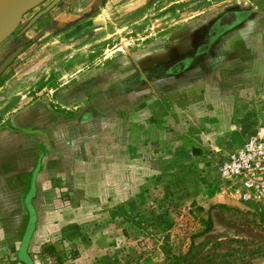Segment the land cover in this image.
I'll return each instance as SVG.
<instances>
[{
  "label": "rangeland",
  "instance_id": "obj_1",
  "mask_svg": "<svg viewBox=\"0 0 264 264\" xmlns=\"http://www.w3.org/2000/svg\"><path fill=\"white\" fill-rule=\"evenodd\" d=\"M48 2L0 42V62L20 47L0 72V140L24 133L30 165L13 169L41 181L0 193V264H21L25 231L5 225L22 217L32 264H53L39 242L61 264H264V209L216 174L264 123V0H60L20 32ZM228 10L241 22L208 44Z\"/></svg>",
  "mask_w": 264,
  "mask_h": 264
},
{
  "label": "built area",
  "instance_id": "obj_2",
  "mask_svg": "<svg viewBox=\"0 0 264 264\" xmlns=\"http://www.w3.org/2000/svg\"><path fill=\"white\" fill-rule=\"evenodd\" d=\"M220 184L237 200L264 209V123L216 162Z\"/></svg>",
  "mask_w": 264,
  "mask_h": 264
},
{
  "label": "crops",
  "instance_id": "obj_3",
  "mask_svg": "<svg viewBox=\"0 0 264 264\" xmlns=\"http://www.w3.org/2000/svg\"><path fill=\"white\" fill-rule=\"evenodd\" d=\"M18 133H20V132H18ZM20 134H21L20 136H19V134H17L18 135L17 139L20 140V143L17 142L19 144V146L16 145V147L13 148L14 150H11V148L9 146H3V143H4L3 140H0V176L3 178V175H5V174H7V172H9L8 176L13 177V179L15 181H17V182H11L12 184H15V186H12L10 188V185H9L10 182H9V183H7L5 190L4 189L0 190V193L2 195L5 194V197H3V199L7 198L6 196L9 193H13L14 191L22 192L27 188V186L30 187L31 186L30 181H32V183H33L34 193H37L39 191V189H41V187H40L41 181H39L38 177L37 178L33 177V179L28 178V175H29L28 171H24V170L18 171V169L14 171V169H13L14 167L22 168V167H26V166L30 165L29 157H28V156H30V154H29L30 144L28 141L29 138H25L24 133H20ZM24 140H27L26 146H24V144H23ZM6 148L11 150L12 152H15V153L13 154V157L8 158V161L5 162L3 149H6ZM11 151H10V153H12ZM15 154H18V155L14 156ZM5 168H6V170H5ZM18 221H19V223L16 222L14 225L13 224L5 225V232H6L5 236L6 237H13V236H17L19 234L21 235L22 232H24L26 230V225H25L26 219H23V217H22ZM30 231H31V229H30ZM34 232H35V229H33L31 233H27L25 238H23L25 243H23L22 240H20L18 246L20 247L23 243L26 250H27L29 244L32 241ZM41 243L42 242H39L37 248L33 249V251L35 252V254L33 256L37 260L39 259L40 261H46V260L49 261V258L43 257L40 254L39 246ZM31 261H32V259H31Z\"/></svg>",
  "mask_w": 264,
  "mask_h": 264
},
{
  "label": "water",
  "instance_id": "obj_4",
  "mask_svg": "<svg viewBox=\"0 0 264 264\" xmlns=\"http://www.w3.org/2000/svg\"><path fill=\"white\" fill-rule=\"evenodd\" d=\"M4 0H0L1 2ZM44 0H16V4L13 7V9L10 12L9 15V25L6 29L0 31V42L11 33V31L15 28L16 24L20 20L23 13H25L27 10L33 8L40 2ZM58 1L60 0H51L44 8L36 12L29 20L28 22L22 27L20 32H24L26 29H28L33 22L42 14H44L46 11H48L50 8H52ZM235 20V14L234 13H226L223 16L219 18L218 24L221 26L224 23H229ZM20 52V47H17L15 50L10 52L1 62H0V72L4 70V68L12 61V59L17 56ZM184 65V62H180L176 64V68H181Z\"/></svg>",
  "mask_w": 264,
  "mask_h": 264
},
{
  "label": "flooded vegetation",
  "instance_id": "obj_5",
  "mask_svg": "<svg viewBox=\"0 0 264 264\" xmlns=\"http://www.w3.org/2000/svg\"><path fill=\"white\" fill-rule=\"evenodd\" d=\"M51 1V0H50ZM43 2V1H42ZM41 3V2H40ZM39 3V4H40ZM49 3V2H48ZM47 3V4H48ZM46 4V5H47ZM45 5V6H46ZM44 6V7H45ZM32 9V8H31ZM31 9H29V10H27V11H30ZM26 11V12H27ZM39 11V10H38ZM25 12V13H26ZM25 13H23L22 14V16L25 14ZM36 13V12H35ZM35 13H33L32 14V16L35 14ZM226 13H234L235 14V20L234 21H232V22H230L229 21V23H224L223 25H219L218 24V21H219V18L221 17V16H223L224 14H226ZM241 12L238 10V11H235V10H228V11H225V12H223V13H221L220 14V16H218V18L213 22V24H212V26H210L209 27V30H208V44L210 43V42H212V41H214L218 36H220V35H222L223 33H225L226 31H228V30H230L232 27H234L235 25H237L239 22H241ZM21 16V17H22ZM31 16V17H32ZM41 16V15H40ZM30 19V18H29ZM28 19V20H29ZM28 20H27V22H28ZM26 22V23H27ZM22 29V28H21ZM205 46H207V44L205 45ZM205 46L204 47H202V49H200L201 51H199L200 53H203L204 51H202V50H206V49H204L205 48ZM207 48V47H206ZM208 50V49H207ZM180 62H184V65L181 67V68H176V64H178V63H180ZM188 62H189V59H184V60H180V61H176V62H174L173 64H171L170 66H169V68H168V72L169 73H176V72H178V71H181V70H183L187 65H188Z\"/></svg>",
  "mask_w": 264,
  "mask_h": 264
},
{
  "label": "trees",
  "instance_id": "obj_6",
  "mask_svg": "<svg viewBox=\"0 0 264 264\" xmlns=\"http://www.w3.org/2000/svg\"><path fill=\"white\" fill-rule=\"evenodd\" d=\"M31 219V217L29 218V220ZM211 226V222L210 219L208 218L206 221V226L204 228V230H202L199 234H202L206 231H208L210 229ZM31 229V224H29V226L26 227L25 230V235L23 238H25V236L27 235V233H29ZM22 238V242L25 243L24 239ZM22 243V245L15 251V255L17 260L21 263V264H32V261L30 259L29 254L26 252V248L24 246V244ZM188 252V250L184 253L186 254ZM40 254L43 257H47L49 258V260H51V262L53 264H61L62 259L61 257L58 255V252L56 251L55 247L53 244H46L43 245L41 250H40ZM75 256V252L73 254V257ZM176 259V257H174Z\"/></svg>",
  "mask_w": 264,
  "mask_h": 264
},
{
  "label": "bare ground",
  "instance_id": "obj_7",
  "mask_svg": "<svg viewBox=\"0 0 264 264\" xmlns=\"http://www.w3.org/2000/svg\"><path fill=\"white\" fill-rule=\"evenodd\" d=\"M16 4V0H4L0 4V31L9 25V15Z\"/></svg>",
  "mask_w": 264,
  "mask_h": 264
}]
</instances>
